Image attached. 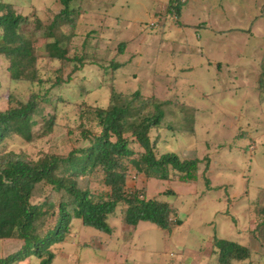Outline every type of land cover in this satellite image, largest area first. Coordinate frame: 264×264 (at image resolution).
<instances>
[{
    "label": "rangeland",
    "instance_id": "rangeland-1",
    "mask_svg": "<svg viewBox=\"0 0 264 264\" xmlns=\"http://www.w3.org/2000/svg\"><path fill=\"white\" fill-rule=\"evenodd\" d=\"M4 1L30 17L22 27L25 32L34 30L36 18L48 25L63 9L59 0ZM80 4L83 13L75 16L78 35L72 53L78 47L96 64L51 87L58 69L65 80L70 65L40 59L39 74L46 84L14 83L7 60L0 56V110L8 107L10 93L23 100L33 93L44 100L45 94L52 101L41 106L36 135L42 131L43 115H55L58 123L53 133L32 142L14 135L5 147L33 159L44 151L66 154L83 142L77 129L81 102L106 107L114 91L124 94L122 100L140 91L169 101L163 127L152 131L159 153L196 154L202 159L203 175L209 161L210 186L201 173L191 182L147 181L130 168L128 189L138 183L140 189L148 187L149 196L169 185L177 191L170 199L182 224L170 232L144 221L129 233L120 218L111 217L114 232L109 246L100 240L80 246V241L101 232L75 220L66 254L55 264H217L211 253L215 236L250 246L253 259L243 264H264V241L256 237L260 231H254L262 218L257 212L264 205V87L261 91L258 86V65L264 58V0H187L180 20L167 14L168 0H74L71 7ZM63 31L70 32V25L65 24ZM41 34L38 31L35 37ZM42 42L40 37L39 46ZM121 43L126 45L122 55ZM114 56L116 63L125 62L117 71L110 65ZM92 179L95 193L107 191L100 174ZM53 225L51 221L49 227ZM9 243L0 241V253L12 250Z\"/></svg>",
    "mask_w": 264,
    "mask_h": 264
},
{
    "label": "trees",
    "instance_id": "trees-1",
    "mask_svg": "<svg viewBox=\"0 0 264 264\" xmlns=\"http://www.w3.org/2000/svg\"><path fill=\"white\" fill-rule=\"evenodd\" d=\"M59 1L63 9L50 24L36 18L34 30L25 32L22 27L29 24L30 17L18 12L11 2L0 0V56L7 60L12 82L46 84L47 80L39 74L40 59L70 65L65 80L58 69L59 75L51 87L61 85L74 73L98 62L95 58L89 59L85 52L80 54L78 47L72 53L78 35L75 16H82L83 9L81 4L71 7L74 0ZM186 2L168 0L167 14H175L180 20ZM65 24L70 25L68 33L63 31ZM151 26H155V22ZM38 31H42L40 37L43 38L40 46V37H35ZM125 46L121 43L120 55L124 54ZM115 57L110 61L113 71L125 64L116 63ZM258 76L262 91L264 58L258 65ZM123 95L114 91L106 107L81 102L77 129L83 142L66 154L44 151L35 159L7 149L5 142L14 135L32 142L40 135L53 133L58 125L55 115H43L42 131L38 135L35 131L41 124L38 117L43 102L52 100L45 94L44 100H40L37 93L27 100L13 93L8 95V107L0 110V241L18 240L22 246L16 252L0 256V264H14L31 256L40 259L39 264H52L57 253L63 251L64 243L72 239L75 220L107 234L109 241L114 232L111 217L120 218L123 229L129 233L144 221L170 232L182 224L183 219L170 199L177 196V191L169 185L168 189L149 196L148 187L140 189L138 183L128 189L130 168L147 181L191 182L199 178L202 159L196 154L182 157L176 152L159 153L158 139L153 137L152 131L163 127L165 105L169 101H160L155 95L140 91L122 100ZM116 97L121 99L120 103L116 102ZM208 169L209 161L201 175L210 186ZM94 174L102 176L107 191L94 192L91 186ZM257 215L262 218L254 231H260L261 235L256 234V237L264 241V205ZM51 221L54 225L49 227ZM101 234L85 244L91 246L96 240L101 241ZM211 253L216 256L217 264H243L251 262L253 257L250 246L217 236L213 238Z\"/></svg>",
    "mask_w": 264,
    "mask_h": 264
},
{
    "label": "crops",
    "instance_id": "crops-1",
    "mask_svg": "<svg viewBox=\"0 0 264 264\" xmlns=\"http://www.w3.org/2000/svg\"><path fill=\"white\" fill-rule=\"evenodd\" d=\"M74 224H75V221H74ZM81 228V230H80V232L82 233V229H83V227L81 226L80 227ZM74 230V229H73ZM74 232V231H73ZM99 235V234H98ZM80 237H81V234H80ZM93 237H95V235L93 236ZM92 237V238H93ZM101 242L103 243L104 241H105V243H103L104 244V246H109L110 245V242H109V239L108 238H105L104 239V235L103 234H101ZM91 238V239H92ZM90 239V240H91ZM80 239H78V241H79ZM70 241V240H69ZM69 241H67V242H69ZM7 242H10L9 244H13V246L12 245H10L8 248L9 249H12V250H7V251H2L1 253H0V256H3V255H8V254H11V253H13V252H16V251H18L20 248H21V246H22V243L20 242V241H18V240H10V241H7ZM67 242H65L64 243V247H63V251L61 250V251H59L57 254V256H56V258L54 259V261H53V263L52 264H55L56 263V261H58L59 259H61V257H62V255H65L66 254V252H65V248H66V243ZM86 242V241H85ZM85 242L84 243H81V241H80V246L81 245H83V244H85ZM79 244V243H78ZM17 245H19L18 247H17ZM12 246V247H11ZM7 248V247H6ZM253 259V258H252ZM39 260L40 259H38L37 257H35V256H31V257H29V258H27V259H25V260H23V261H19V262H16V263H14V264H39Z\"/></svg>",
    "mask_w": 264,
    "mask_h": 264
}]
</instances>
